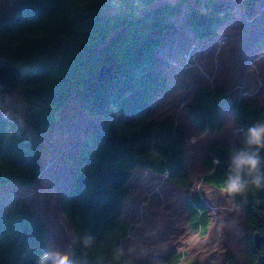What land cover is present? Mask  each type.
<instances>
[{"label":"trees","instance_id":"obj_1","mask_svg":"<svg viewBox=\"0 0 264 264\" xmlns=\"http://www.w3.org/2000/svg\"><path fill=\"white\" fill-rule=\"evenodd\" d=\"M15 1L13 7L0 6V59L21 72L17 88L25 105L24 125L0 113V187L11 183L29 187L37 182L41 159L35 137L44 136L56 123L72 93H80L85 112L98 117L99 123L80 143L60 206L74 232L96 236L95 251L87 256L89 264H96L97 256L103 257L104 264L109 247L127 231L122 214L135 169L165 174L171 180L184 178L185 126L170 118H152L156 98L169 88L156 54L174 28L180 4L164 0ZM195 4L187 23L197 40H205L215 35L231 7L217 0ZM104 67L108 71L99 78ZM227 102L242 132L264 119V109L258 104L234 99L220 88H199L187 113L200 131L217 132ZM231 147L217 141L203 158L209 170L203 181L218 190ZM216 160L219 165H214ZM234 202L245 214L247 263L256 264L260 257L264 261V243L259 247L255 243L256 235L264 237V189L252 190ZM188 207L190 227L204 236L210 224L207 206L195 196L189 198ZM49 248L41 217L22 206L0 210V264H38Z\"/></svg>","mask_w":264,"mask_h":264},{"label":"rangeland","instance_id":"obj_2","mask_svg":"<svg viewBox=\"0 0 264 264\" xmlns=\"http://www.w3.org/2000/svg\"><path fill=\"white\" fill-rule=\"evenodd\" d=\"M179 3L174 28L165 35L157 51V65L168 81V90L154 104L152 118L172 119L187 130L184 178L169 179L138 167L129 181V196L122 220L127 231L106 254L104 264H248L245 214L221 190L203 181L209 170L203 158L210 144L228 146L239 142L242 129L235 124L229 102L220 112L217 132L200 131L188 116L187 108L199 88L224 89L234 99L258 104L264 109V0H217L231 7L215 35L197 40L187 23L196 1L164 0ZM15 0H0L13 7ZM25 105L18 88L0 100L5 119L22 126ZM99 123L83 107L80 93L74 92L56 123L42 137H35L41 172L33 186L15 183L0 187V210L26 207L46 225L50 248L65 254L68 237L74 232L60 206V196L69 186L80 143ZM198 196L207 206L210 224L202 236L190 227L189 198ZM109 241V240H108ZM120 248L124 255L112 259Z\"/></svg>","mask_w":264,"mask_h":264},{"label":"clouds","instance_id":"obj_3","mask_svg":"<svg viewBox=\"0 0 264 264\" xmlns=\"http://www.w3.org/2000/svg\"><path fill=\"white\" fill-rule=\"evenodd\" d=\"M220 161H214L219 165ZM214 170V169H213ZM264 189V119L250 124L240 135L239 143L229 149L226 158V170L221 184V191L234 203L236 197H244L252 190ZM70 249L79 250L67 254L55 249H47L38 264H89L88 253L95 251L97 238L88 232H73L68 237ZM124 255L117 248L112 259L119 261ZM96 264H103V257H96Z\"/></svg>","mask_w":264,"mask_h":264},{"label":"water","instance_id":"obj_4","mask_svg":"<svg viewBox=\"0 0 264 264\" xmlns=\"http://www.w3.org/2000/svg\"><path fill=\"white\" fill-rule=\"evenodd\" d=\"M108 69L104 67L98 74L102 77ZM21 72L15 68L10 62L0 59V100L5 99L17 87L18 78ZM256 246L264 243V237L260 235L255 236ZM256 264H264L263 258L260 257Z\"/></svg>","mask_w":264,"mask_h":264},{"label":"bare ground","instance_id":"obj_5","mask_svg":"<svg viewBox=\"0 0 264 264\" xmlns=\"http://www.w3.org/2000/svg\"><path fill=\"white\" fill-rule=\"evenodd\" d=\"M103 76H104V75H103ZM103 76H102V77H103Z\"/></svg>","mask_w":264,"mask_h":264}]
</instances>
